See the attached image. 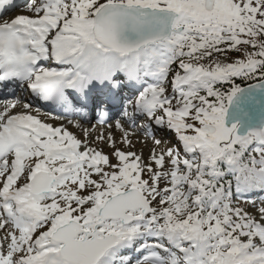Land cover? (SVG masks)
Instances as JSON below:
<instances>
[{
	"label": "snow or ice",
	"instance_id": "snow-or-ice-1",
	"mask_svg": "<svg viewBox=\"0 0 264 264\" xmlns=\"http://www.w3.org/2000/svg\"><path fill=\"white\" fill-rule=\"evenodd\" d=\"M0 264H264V0H0Z\"/></svg>",
	"mask_w": 264,
	"mask_h": 264
},
{
	"label": "rangeland",
	"instance_id": "rangeland-1",
	"mask_svg": "<svg viewBox=\"0 0 264 264\" xmlns=\"http://www.w3.org/2000/svg\"><path fill=\"white\" fill-rule=\"evenodd\" d=\"M19 14L18 12H14L13 15Z\"/></svg>",
	"mask_w": 264,
	"mask_h": 264
}]
</instances>
